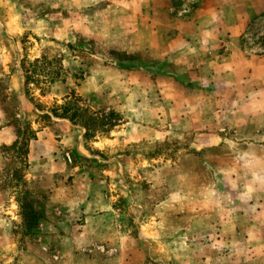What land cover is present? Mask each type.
I'll list each match as a JSON object with an SVG mask.
<instances>
[{"label": "rangeland", "instance_id": "1", "mask_svg": "<svg viewBox=\"0 0 264 264\" xmlns=\"http://www.w3.org/2000/svg\"><path fill=\"white\" fill-rule=\"evenodd\" d=\"M200 2L174 0L173 17H189ZM254 6L257 13L222 44L233 41L251 55L264 54V2ZM110 7L104 0H0V125L5 118L20 133L16 148H2L3 230L20 252L43 246L44 264H124V257L130 264H244L228 257L227 239L237 221L230 223L220 203L237 181L224 173L228 165L249 152L244 142L261 137L263 131L249 128L264 127V114L258 113L263 100L257 104L245 94L223 92L221 77L207 86L191 81L196 70L195 77H207L210 38H188L203 56L190 54V73L166 61L160 50L165 36L145 46L151 36L125 33L119 9ZM169 37L175 50L187 41L175 30ZM175 56L178 61L185 54ZM137 62L131 69L120 65ZM171 70L185 87L176 83L178 89L163 94ZM53 76L62 81L50 84ZM210 86L220 92L191 93ZM75 97L85 119L99 124L53 114L56 105ZM209 127L236 144L199 149L197 135ZM33 131L46 135L37 142L30 138ZM254 160L236 168L258 167ZM232 201L244 203L239 194L225 199ZM214 204L221 211L211 210ZM200 207L209 216L205 225L197 218ZM103 215H110L111 227H86L88 219ZM50 222L52 241L43 238ZM95 231L113 241L86 243L83 234ZM71 251L74 257H68Z\"/></svg>", "mask_w": 264, "mask_h": 264}, {"label": "crops", "instance_id": "2", "mask_svg": "<svg viewBox=\"0 0 264 264\" xmlns=\"http://www.w3.org/2000/svg\"><path fill=\"white\" fill-rule=\"evenodd\" d=\"M104 1L110 3V9H119V17L117 19L121 21V28L124 29L125 33H131L138 37L140 34L148 33V35L151 36V40L145 46H148V44L151 46L157 37L161 38L165 36L164 43L160 45V50L164 52V58H167L166 61H169V63H174L175 67L179 65L177 64L179 62L181 66L185 67L184 70L186 71L190 70L192 67L190 66L191 53H194V56L200 59L203 58V56L199 54L200 50L194 49L193 43L188 41V38L193 36H200L203 37V39L207 37L210 38L212 42V44L209 42V44H211V57L207 58L203 65V68L209 70L207 77L204 75L205 78H202L201 74L200 77H195L199 71L196 70L192 72L190 70V73L192 72L194 76L191 81L198 84L205 83V86H207L209 82L214 83L218 81L217 77H221L224 84V87H222L223 92H228V94H245L248 96L249 101H253L257 104H260L262 100V102H264V54L251 55L242 45H236L233 41L223 42V44L221 42L225 36L229 35V37L231 36V38H233L238 34V26H241L243 22L245 23L253 13H257L258 8L254 5L264 2V0H201L200 6L196 9L195 13L189 17L185 16L186 18L183 15L178 16V18L173 17L174 0ZM236 4H244V7L240 8V11H238L236 10ZM4 17L6 18V16ZM11 21L12 19L10 18V22ZM173 30L177 31V35L185 36L187 40L186 43H183L177 48L178 50H175L176 48L171 41V37H169V33ZM141 43L140 45L142 46ZM167 51L169 53L168 55ZM177 53L178 56L185 54V57H182V59H185V62L182 59L177 61L175 56ZM166 77H168V79L165 78L163 81L164 83L160 88L161 93L172 94L173 88L178 89L176 83H180L185 87L183 85L184 79H181L173 70L169 71ZM157 82L160 83L159 80H157ZM211 87L212 86H210V88ZM197 90L201 92L198 93ZM210 90L218 91L217 93L220 92L219 89L213 87L212 89L204 87L203 90L202 88H196L191 93H210ZM194 91H197V93ZM258 113L260 115L264 114V109L258 111ZM256 127H251L249 129L258 132L263 131L261 133V137L263 138L260 137V139L256 140L254 143L250 140L244 142L249 143V145L245 147L249 149V152L243 154V156L240 154L238 158L233 159L231 162L234 164L233 167L228 165V169L224 173L227 174L228 179L234 178L237 181L233 183L231 189L225 192V197L222 198V203H220L222 210L227 211L228 216L231 218L230 223L237 221L233 224L234 230L232 231V236L227 239V243L231 244V252H228V257L234 260L242 259L244 264H246V262L249 264H264V127ZM207 129L209 132L197 135L198 140L196 145L199 149H206L209 147L215 148L221 145L225 146L227 143L236 144L234 140L221 137L220 133L215 130V127H209ZM247 129L248 127L246 130ZM44 135L46 134L43 131L37 132L38 139H35V141L38 142L39 139L42 140ZM17 138V128L4 118V122L0 125V163L3 158L2 148L5 146H12ZM237 143L240 144V142ZM251 149H253V152H251ZM251 157H255L254 163L260 164L258 167L255 164L253 169L244 171H241V168H236L238 167L237 164H241L242 167L250 164L252 162L250 161ZM237 183L238 189L235 190V185ZM215 187L216 185H211V196L215 195ZM235 194H239L243 197L244 203L242 205L233 201L232 203H225L226 197H233ZM202 197L204 198V196ZM2 200L0 191V214L3 208ZM222 204L226 208H223ZM203 207H200V210H198L197 218L201 219L202 225H205V219L209 218V216ZM216 208L217 211H221V208L216 207V204L210 209L215 210ZM237 213L240 214V218L234 217ZM109 216L110 215H103L102 217L88 219V225H86V227H111L107 219ZM3 221V218L0 217V264H8L6 263V259H10L11 261L12 259H16V255H21L22 259L19 260L20 264H44L43 257H45V255L43 250H41L43 246L31 244V249H27L24 253L20 252L15 244V240L3 230ZM52 226L53 224L51 222L47 223L45 225L47 229L45 232L49 231L48 229ZM237 226L240 228L237 229ZM86 231L85 228L84 232L86 233ZM109 235L104 236L102 235V231L98 234L95 231L92 235L83 234V238L85 237V242L88 244L104 241L108 242V240L113 241L114 237L110 238L108 237ZM43 238L52 241V237L49 238L48 232L43 235ZM217 242H219V239H217ZM237 244L241 245L243 248L235 251L232 246ZM212 247L214 248L215 246L212 245ZM71 252L72 253H68V257H74L76 255V252ZM125 258L126 257L123 258V263L130 264L131 261L127 262ZM205 258H207V256H201L202 260ZM73 259L74 258H72V260ZM150 263L151 262L148 264Z\"/></svg>", "mask_w": 264, "mask_h": 264}, {"label": "trees", "instance_id": "3", "mask_svg": "<svg viewBox=\"0 0 264 264\" xmlns=\"http://www.w3.org/2000/svg\"><path fill=\"white\" fill-rule=\"evenodd\" d=\"M133 60L131 59V62ZM38 62V60H37ZM139 64V62L137 63H133V64H120L122 67L124 68H128V69H131V68H135L137 65ZM50 80V84H53L55 82H58V81H62V79L58 76H53ZM75 102H68L64 105H56V107L52 110L53 114L58 117V118H66V119H69L71 121H73L74 123H82V124H85V126H95L97 124H99L98 120L97 119H91L90 121L86 120L85 119V116L87 115L86 112L85 114H83L82 112H80V110L78 109L77 107V102H78V98L75 97ZM77 107V108H76ZM75 108V110H74ZM11 124H15L13 122H10ZM107 123H110L112 125V122H107ZM19 131H18V128H17V136L19 138ZM31 139H37V132L33 131L32 134H31ZM19 144V140L17 139L15 141V143L10 147V148H16ZM5 148H9L8 146H5ZM27 152V151H26Z\"/></svg>", "mask_w": 264, "mask_h": 264}, {"label": "built area", "instance_id": "4", "mask_svg": "<svg viewBox=\"0 0 264 264\" xmlns=\"http://www.w3.org/2000/svg\"><path fill=\"white\" fill-rule=\"evenodd\" d=\"M184 12H186V11H184Z\"/></svg>", "mask_w": 264, "mask_h": 264}]
</instances>
